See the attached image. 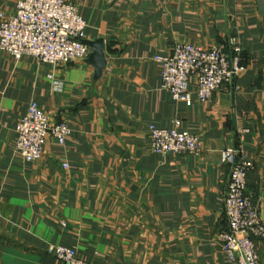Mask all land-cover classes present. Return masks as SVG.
Segmentation results:
<instances>
[{
  "label": "crops",
  "instance_id": "obj_1",
  "mask_svg": "<svg viewBox=\"0 0 264 264\" xmlns=\"http://www.w3.org/2000/svg\"><path fill=\"white\" fill-rule=\"evenodd\" d=\"M18 1L0 0V15L14 16ZM65 1L87 23L85 41L103 40L107 66L96 77L89 59L52 67L0 51V264H62L49 253L58 246L90 264H230L219 245L224 149L254 163L248 188L264 224V0ZM233 38L247 66L240 91L173 101L155 57ZM33 102L71 135L27 163L16 127ZM177 121L201 138V156L152 152L149 128Z\"/></svg>",
  "mask_w": 264,
  "mask_h": 264
},
{
  "label": "built area",
  "instance_id": "obj_2",
  "mask_svg": "<svg viewBox=\"0 0 264 264\" xmlns=\"http://www.w3.org/2000/svg\"><path fill=\"white\" fill-rule=\"evenodd\" d=\"M0 18V51L14 60L29 56L42 65L58 67L90 57L84 42L87 23L77 7L65 0H19L14 16ZM242 55L241 44L233 38L228 45L210 47L179 43L170 56H156L155 60L163 67L162 88L173 101L191 105L193 93L200 102L210 101L223 89L238 93L237 81L247 69ZM47 78L54 79L53 75ZM55 86L61 87L58 82ZM179 126V121L171 129L151 126L152 152L201 156V138L179 132ZM16 134V152L25 162L35 163L43 158L49 138L62 147L71 129L67 122L52 125L47 114L33 102L17 124ZM221 162L230 170L225 194L227 228L219 235L221 251L230 264H262L255 240L264 242V224L248 188V176L255 165L234 148L221 152ZM63 167L68 169L67 164ZM49 253L62 264H90L71 248L50 247Z\"/></svg>",
  "mask_w": 264,
  "mask_h": 264
},
{
  "label": "water",
  "instance_id": "obj_3",
  "mask_svg": "<svg viewBox=\"0 0 264 264\" xmlns=\"http://www.w3.org/2000/svg\"><path fill=\"white\" fill-rule=\"evenodd\" d=\"M87 46H90L93 50V53L90 55L88 62L94 65L96 69V77H100L103 73V70L107 66L104 54V42L99 40L94 43L84 41Z\"/></svg>",
  "mask_w": 264,
  "mask_h": 264
},
{
  "label": "trees",
  "instance_id": "obj_4",
  "mask_svg": "<svg viewBox=\"0 0 264 264\" xmlns=\"http://www.w3.org/2000/svg\"><path fill=\"white\" fill-rule=\"evenodd\" d=\"M242 59H243V65H246V63H245V60H244V57L242 56Z\"/></svg>",
  "mask_w": 264,
  "mask_h": 264
}]
</instances>
